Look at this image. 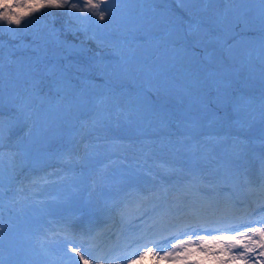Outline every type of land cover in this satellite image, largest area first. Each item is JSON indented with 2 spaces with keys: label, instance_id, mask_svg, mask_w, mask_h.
Returning a JSON list of instances; mask_svg holds the SVG:
<instances>
[{
  "label": "snow or ice",
  "instance_id": "6c2138e0",
  "mask_svg": "<svg viewBox=\"0 0 264 264\" xmlns=\"http://www.w3.org/2000/svg\"><path fill=\"white\" fill-rule=\"evenodd\" d=\"M173 3L182 16L172 9ZM45 8L65 10L94 28L91 34L87 27L68 26L33 35L30 43L17 48L34 55H9L7 83L0 42V210L5 191L10 193V208L25 201H30L27 207L41 210L70 204L79 191L77 180L86 178V203L102 200L110 213L122 218L134 205L140 216L153 221L149 228L165 217L195 219L177 231L171 224L166 234L150 241L155 252L145 246L135 258H127L128 264H139L149 253L159 260L173 257L178 264H190L194 255L202 258L196 264L208 258L226 264L221 256L233 249L243 251L231 255L232 261L248 264L244 258L256 249L264 257V220L257 222L260 226L236 223L226 212L228 189L240 182L250 185L243 162L253 141L244 134L257 124L264 130V0H0V33L5 25L16 26L8 32L20 31L26 17ZM80 31L106 49L109 59L99 53L88 64L70 59L85 51L83 41L77 45L67 39ZM257 83L258 92L248 94ZM114 122L134 127L136 138L109 139ZM225 124L228 131L213 130ZM23 126L27 143L18 138L17 150L8 154L13 178L30 163L34 146L51 134L67 135L70 142L57 159L70 166L71 174L53 172L33 180L30 194L23 186L13 191L2 184L4 141ZM258 143L264 147V134ZM80 146L82 155L77 152ZM116 147L121 152H113ZM127 153L135 168L150 176L151 183L142 189L123 191L127 175L110 171L117 158L128 159ZM101 156L106 163L88 168L86 161ZM71 166L83 170L77 175ZM48 184L68 186L62 201L39 199L43 193L38 189ZM259 187L264 190V181ZM221 204L225 211L217 214ZM76 220L68 216L55 221L46 241L65 249V255L73 254L75 264H94L98 258L84 245L99 233Z\"/></svg>",
  "mask_w": 264,
  "mask_h": 264
},
{
  "label": "bare ground",
  "instance_id": "6f19581e",
  "mask_svg": "<svg viewBox=\"0 0 264 264\" xmlns=\"http://www.w3.org/2000/svg\"><path fill=\"white\" fill-rule=\"evenodd\" d=\"M222 7H224V5L221 4V8ZM3 53H4V49H3ZM4 71H5V80H7V73H8L7 65H5ZM5 94L7 95V89H5ZM221 115H223V113H221ZM225 127L226 129L224 130L228 131L229 129L227 127V124H225ZM24 133L25 132L22 133V137L25 136ZM131 135L132 136L130 137L135 138L134 136L135 133H132ZM258 145H259L258 140L253 142L252 147L253 146L254 147L250 149L249 154L247 155V157L243 162V167L247 170V178L251 186L246 185L243 182H240L234 189L231 188L232 198L233 199H236V197L242 198L246 203L245 211L240 212L236 210H231V211L226 210L227 214L232 218L233 222L236 223H239L241 216H252V210L258 205L264 204V194L261 192L263 190L259 187L262 181H264V176H262V169H264V150L263 148H260L261 146L259 147ZM77 152L78 154L82 155L83 148L80 146ZM106 162L107 161L103 157L101 162L99 158L98 160L86 161L85 163L89 167H94L99 163L101 164ZM128 167L130 168V166ZM132 168H135L134 162ZM147 168L148 166L145 165V169ZM35 177H38V175L29 172L28 169L25 168L17 171L16 176L14 178L11 177V174H9L8 171L7 176L4 175L2 176V181H4L5 179H9V181L6 183V185L3 188L5 190L11 188L13 191H15L16 188L23 186L26 189H29L31 188V183L29 181ZM77 184L79 187V191H82L80 190L81 183L78 182ZM51 188H52V184H48L43 188L38 189L43 193V195L39 197V199H42L44 201H53L59 199L62 201L64 199V195L67 189H62V187L59 186L53 188L54 191L51 192ZM130 188L142 189L144 187H140V186L134 187L133 185H130L124 188L123 191H127ZM83 189H86V186ZM29 190H30L29 191L30 194L32 189ZM88 192L89 189L87 188L85 193L81 194L80 196L76 194V196L74 197L73 201L70 204H52L47 210H41L38 208L37 211L40 210L42 212L46 211L50 214L55 215L54 220L48 221V219L46 218L45 220L46 222H45L42 219L43 217L41 218V216H38L37 214L38 212L35 210V208L27 207V204L30 203V201H25L22 205H16L10 208V203H9L10 193L5 191L4 208L0 210V232H2V246H0V260H3L4 264H12L13 261L18 262V264H49V261L55 258L57 260V264H74L75 261L71 259L72 257L71 253L65 255V249H57L52 247L50 243L46 241V236L51 235L49 230L57 226L55 221L59 220L61 217H66V215H68V212L71 209H73L74 204L76 202L79 203V208L77 213L81 218L80 221L76 223L84 224V225L91 224L92 227H96L98 229L97 232L99 233V235L95 240L96 243H92V245H90V247L95 249V253H96L95 257H97L98 259L103 257L105 258L104 261L106 260L109 261L110 259L113 260L115 256H117L116 259L120 257L124 260L125 264H128L127 258H135V254H136L134 252H128L124 246L128 236L135 237L140 240L141 246H139L138 248L139 252L143 250L145 246H150L151 243H147L146 241L147 239L145 232L141 231V233H139L137 229L133 228L137 216H140L136 206L133 205L130 207L133 210V213H131L127 218H122L119 214L116 213L112 215L110 212L107 211L104 213L101 212L100 211L101 206L99 203H97L98 204L97 207H94L96 210L95 214H92V216H90L89 210L92 206L90 204L89 206L84 204L85 201L84 199H88ZM33 209L37 212L35 213V216L32 215L34 211ZM63 210H67L68 212H65ZM30 211L32 212V214ZM221 211H225V210H220L219 214ZM26 218L27 220H29L28 225L27 223L24 222V219ZM144 220L149 221L150 219H146V217H144ZM151 222L153 221L151 220ZM176 222H180L184 225L185 223L195 222V219L192 217H188V218L181 217L178 220L177 219L170 220L169 218L165 217L163 219L157 220L155 224H159L160 228L168 229L171 224H176ZM44 223H46L48 226H46ZM183 225H177V228L172 230L173 231L180 230L182 229ZM160 228L159 230H157L158 233H160ZM22 234H24V236ZM26 238H28V240L30 238L34 239V248H31L29 246H28L29 248L27 249L24 248L23 239L25 241ZM254 238L258 239V237H254ZM192 239L196 240V237L193 236ZM259 251H260L259 249H256L255 252L248 253L245 260H247L248 263L250 262L251 259L256 260V263H259V261L264 262V257L259 256ZM231 255L233 254L225 255V257H227L226 259L230 258ZM67 257L70 260H67ZM198 257L201 258L200 256ZM98 259L97 261H94V263L97 264ZM210 259L211 262H213V264H220L218 260L213 258ZM221 259L223 258L221 257ZM107 261L104 263L106 264ZM236 263L237 260L235 261V264ZM139 264H150L149 256L146 255L144 260L140 261Z\"/></svg>",
  "mask_w": 264,
  "mask_h": 264
},
{
  "label": "rangeland",
  "instance_id": "374dc122",
  "mask_svg": "<svg viewBox=\"0 0 264 264\" xmlns=\"http://www.w3.org/2000/svg\"><path fill=\"white\" fill-rule=\"evenodd\" d=\"M12 2L16 3L17 0H12ZM19 2H23V0H19ZM73 2H75V0H73ZM162 6L163 5H161V7ZM171 7L178 15H181V16L183 15V12L176 6V4L173 3L171 5ZM219 7H221V5ZM60 19H62L63 22L61 24L56 25V22H58V20H60ZM27 21H31V23L26 24ZM99 23H104V22L100 21ZM68 26H71L73 28L87 27L89 34H91V31L94 28V26L89 25L84 21L76 20V19L69 17L68 15L65 14V10L48 9V8L42 9L40 12L34 13L32 16L26 17L25 21H22V24L20 26V28H21L20 31L8 32L7 31L8 27L15 28L16 26L15 25H11V26L5 25L4 31L2 33H0V42H2V46H3L4 54H5V65H7L8 58H9L10 54H13V58H23V57H26L28 55H34L29 50L17 48L18 45L30 43L33 35L38 34V33L39 34H46L50 29H53V28H55L57 30H62L63 28L68 27ZM67 39H74L75 42L83 41V44L86 47V49L83 53H81L77 56L70 57V59L78 60L82 64H88L91 62V59H94L96 57L97 53H99L101 56H103L104 59H106V60L109 59V57L106 55L107 50L99 48L95 41L88 39L87 36L85 35L84 31L78 32L76 34V36H72L71 34H69L67 36ZM92 79L96 80L97 83H100V80L98 78L92 77ZM5 83H7V80H5ZM258 89H259V86H258V84H256L249 91L248 94H250V95L256 94L258 92ZM224 129H226L225 126L224 127H215L213 130L217 131L219 133H223V132H226V130H224ZM65 131H67V130H65ZM23 132H25V133L27 132V126H23V127L19 128L14 133V135L12 136L11 139L6 138L4 141V148H3L4 159H5V171L3 173L4 176H7V173L9 171L8 166H7L9 151L10 150H17L16 142H17L18 138L22 137ZM132 133H135L134 136L136 138V131H135L134 127H130L126 124H123L122 122L119 123V126H116V122H114L113 126L108 129V138L109 139L116 138L119 141L129 142V141L135 139V138L130 137V136H132L131 135ZM262 134H264V130H262L261 126L259 124H257L256 126H254L252 128L251 131L245 133L244 135H246V137L250 141L255 142L256 140L259 141ZM27 140H28V138L24 136V140L21 143H27ZM91 140H92V137L90 136V137L86 138L85 142L87 143V142H90ZM258 146L260 147V144ZM69 147H70V142H69L67 135H65L63 138H61L57 134H51L47 139H45L41 143H37L34 146L32 153H31L32 162H30L24 168L28 169L29 172L42 174L39 177H35L36 179L38 178L41 180H43V178L46 176V174H48V171L50 170V168L54 169L51 173L55 172V173L63 174L64 172H69V174H71L70 166L64 165L63 163L60 164V161L57 159L59 151L63 152L66 149H68ZM253 147H251V148H253ZM260 148H263V150H264V147H260ZM77 150H78V148H77ZM100 151L103 152L104 149H101ZM112 151L115 153H119V152H121V149L116 147V148H113ZM50 156L52 157V159L49 162ZM127 156H128V159H124V160L117 158L116 162H115V166L112 169H110V171L112 172L113 175L118 176L121 173H124L127 175L128 180H127V183H125L123 185L122 190L124 188L130 186V185H133L134 187L135 186L145 187L147 184L151 183L150 176L144 174V170L132 168V165H133V160L131 158L132 154L127 153ZM46 157L48 159H46ZM102 158H103V156L100 157V162L102 161ZM165 158H167V157L165 156ZM125 160H127V161H125ZM42 161H44V163H41ZM36 164H38L37 166L45 165V164H49V165L47 166V168L45 167L43 169H39L36 171L33 168L34 165H36ZM99 164L94 166V167L99 166ZM130 165H131V167L129 168L128 166H130ZM71 167H75V172L77 175L83 170L78 166H71ZM94 167L88 166V168H94ZM150 170L153 172L156 171V170H152V169H150ZM17 171H19V170H17ZM15 176H16V174H15ZM11 177L13 178L12 175H11ZM52 179H55V177H53ZM8 181H9V179H5L4 181H2L3 187L6 185V183ZM78 182L81 183L80 190H82V191L77 192V195L80 196L81 194L85 193L86 189L88 188V181L86 178H80L77 180V183ZM84 182H85V184H84ZM59 186L62 187V189H67V187H68L67 185L64 186V185H60V184H52L51 192L54 191L53 188L59 187ZM85 186H86V189H83ZM84 200H85L84 204L89 206V204L86 203L87 199H84ZM95 200L96 199L94 198L93 202L90 204L92 206L89 210L90 216H92V214H95L96 210L94 207H97V205H98L97 203H99L101 206L100 207L101 212H103V213L106 211L109 212L105 208L103 201H101V200L95 201ZM76 203L74 204L73 209H71L69 212L67 210H63V211L68 212V216H79L77 213L78 208H79V203L78 202H76ZM33 210H31V211H33ZM35 210L37 211L38 208H35ZM35 210L33 211V214L30 211L31 214L33 216H35V213L38 212L37 213L38 216H41V218L43 217L42 219L44 220L45 219V213L47 214L48 212L44 211L45 212L44 213L41 210L36 212ZM131 213H133V210L129 207L126 210L123 218H127ZM111 214L113 215L114 213H111ZM78 218L79 217H77V219ZM24 222L27 223V225H28L29 220H27V218H26V219H24ZM22 235L24 236V234H22ZM27 240H28V238H26L25 241L23 239L24 248L25 249H27L29 247L34 248V239L30 238L28 241ZM126 243L128 244V241L125 242L124 246L126 245ZM88 249L91 251L93 248L89 247ZM167 250L171 251V248L169 247V248H167ZM155 251H156V248L153 247V252H155ZM91 252H92V255L95 256L96 253L94 251H91ZM161 253H163V252H161ZM161 253H160V255H163ZM71 255H73V254H71ZM148 256H149L150 264H166V262H167V264H176V263L178 264V261L173 259V257H168L165 260H159L153 253L148 254ZM116 257L117 256H115V258L113 260H111V259L109 261L106 260L107 261L106 264H125L124 260L122 258L119 257L118 259H116ZM67 260H70V259H68V257H67ZM104 260H105V258L101 257L100 259H98L97 264H105L104 262H106V261H104ZM200 260H201V258L194 255V257H191V261H192L191 264H196V262L200 261ZM209 260H211V259H209ZM13 262H14V264H18V262H16V261H13ZM204 262H207V261L205 260V261H203V263ZM127 263H128V261H127ZM74 264H75V262H74ZM94 264H96V263H94Z\"/></svg>",
  "mask_w": 264,
  "mask_h": 264
},
{
  "label": "water",
  "instance_id": "95a60500",
  "mask_svg": "<svg viewBox=\"0 0 264 264\" xmlns=\"http://www.w3.org/2000/svg\"><path fill=\"white\" fill-rule=\"evenodd\" d=\"M69 41H71L72 43H74V44H77V45H80L81 44V42L80 41H78V42H75L74 40H72V39H70ZM83 46V48L84 49H86V47H85V45L83 44L82 45Z\"/></svg>",
  "mask_w": 264,
  "mask_h": 264
},
{
  "label": "trees",
  "instance_id": "16d2710c",
  "mask_svg": "<svg viewBox=\"0 0 264 264\" xmlns=\"http://www.w3.org/2000/svg\"><path fill=\"white\" fill-rule=\"evenodd\" d=\"M62 22H63L62 19H60V20H58V22H56V25L61 24ZM46 159H48V158L46 157ZM41 163H44V161H42Z\"/></svg>",
  "mask_w": 264,
  "mask_h": 264
}]
</instances>
